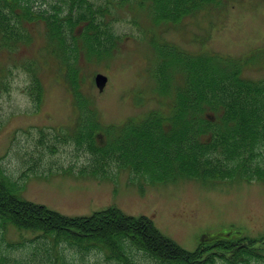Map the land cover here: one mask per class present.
I'll use <instances>...</instances> for the list:
<instances>
[{"label": "rangeland", "instance_id": "rangeland-1", "mask_svg": "<svg viewBox=\"0 0 264 264\" xmlns=\"http://www.w3.org/2000/svg\"><path fill=\"white\" fill-rule=\"evenodd\" d=\"M29 1L35 9L57 11L51 6L58 0ZM148 5L143 0H130L121 8L113 4L111 30L120 38L118 47L107 56L81 54L79 59L78 88L96 113L95 135L101 143L118 138L128 123H138L152 112L171 115L175 95L158 88L154 46L222 56L243 66L244 79L264 81V0L218 1L176 25L161 26L153 22ZM45 29L44 23H36L28 45L14 52L0 49V172L21 189L20 196L69 217H88L110 207L146 216L191 252L203 236L212 244L211 237L230 233V242L223 246L235 248L210 247L203 257L211 258L207 264H229L227 259L247 246L264 254V181H153L114 159L101 163L86 141L78 148L74 136L82 123L81 111L74 105L66 68L47 47ZM34 72L42 87L39 99L28 90ZM97 74L108 78L102 92L96 86ZM52 246V239L40 232L14 227L0 231L3 264H47ZM58 249L69 264H117L99 249L78 251L64 244ZM131 254L137 264H158L141 251ZM250 261L264 264L255 257Z\"/></svg>", "mask_w": 264, "mask_h": 264}, {"label": "trees", "instance_id": "trees-1", "mask_svg": "<svg viewBox=\"0 0 264 264\" xmlns=\"http://www.w3.org/2000/svg\"><path fill=\"white\" fill-rule=\"evenodd\" d=\"M99 1L58 0L51 6L57 11L50 12L35 9L34 2L29 0H0L1 50L14 52L13 49L28 45L31 27L45 24L47 47L57 56L59 66L66 68L74 105L81 111L78 120L82 123H78L74 136L78 148L86 141L88 150L101 163L114 159L120 166H131L135 174L149 175L153 181L178 177L208 182L264 181V81L244 79L243 66L214 54L194 55L167 44L158 49L154 46L158 55V88L163 94L175 95L171 115L164 117L152 112L138 123H128L118 138L113 136L108 142H100L99 135H95L98 123L93 122L97 121L96 113L87 106L78 88V62L81 54L100 58L118 47L120 38L111 30L115 22L111 7L115 4L121 8L130 0ZM143 1L149 3L152 20L159 26L176 25L218 1L223 2ZM38 79L34 72L28 90L39 99L42 87ZM20 192L0 172V231L6 233L14 227L40 232L52 239L47 264H69L58 249L60 244L78 251L99 249L107 260L117 264H137L131 254L134 249L158 264H207L211 258L203 261V257L210 247L220 245L218 248L225 251L235 248L223 246L230 242L226 238L231 235L226 232V238L211 237L212 244L205 243L203 236L195 251H187L146 216H129L110 207L88 217H69L23 199ZM247 247L227 259L228 263L252 264L250 257L264 260V254ZM5 260L0 256V264Z\"/></svg>", "mask_w": 264, "mask_h": 264}, {"label": "water", "instance_id": "water-1", "mask_svg": "<svg viewBox=\"0 0 264 264\" xmlns=\"http://www.w3.org/2000/svg\"><path fill=\"white\" fill-rule=\"evenodd\" d=\"M96 86L98 87L99 91H103L105 86L108 83V78L103 74H97L95 77Z\"/></svg>", "mask_w": 264, "mask_h": 264}]
</instances>
